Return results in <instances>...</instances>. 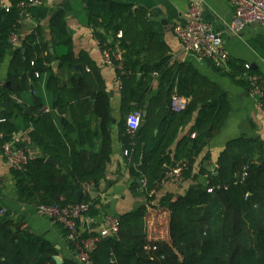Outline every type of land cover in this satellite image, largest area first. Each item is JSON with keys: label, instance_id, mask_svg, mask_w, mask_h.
<instances>
[{"label": "trees", "instance_id": "trees-1", "mask_svg": "<svg viewBox=\"0 0 264 264\" xmlns=\"http://www.w3.org/2000/svg\"><path fill=\"white\" fill-rule=\"evenodd\" d=\"M9 1V7L0 6V63L13 49L8 77L12 88L5 83L0 88V103L8 109L0 115L4 120L0 131L6 140L15 139L12 135L17 128L10 118L20 106L13 95H21L31 82L43 77L51 108L44 112L45 97L35 94L32 103L37 115L31 117L30 137L43 155L30 158L22 169L12 168L16 186L24 201L73 205L78 203L77 192L84 182H92L95 188L105 179L112 154L110 95L94 61L85 52L76 55L65 11L51 18L50 38L39 26L14 47L11 36L18 31L22 17L19 4L31 0ZM82 1L102 48L113 52L116 65L120 59L124 62V68H118L123 113L147 111L142 116L144 125L134 134L124 118L119 128L129 152L131 175L147 181L146 202L119 217V237L105 238L99 244L93 253L94 264H264V159L254 161L253 140L229 141L216 171L201 168L207 174L206 185H193L185 194L159 193L168 173L165 170L178 162H189L183 170L184 180L193 177L196 157L217 136L232 111L227 92L192 64L172 63L165 39L135 4ZM61 47L65 48L62 53ZM55 60L60 61L59 70L54 69ZM229 64L233 71L223 73L235 79L248 71L244 63L230 60ZM63 67L72 72L66 82L60 73ZM250 72L255 73L252 68ZM242 81L249 89V82ZM155 83L158 93L152 94ZM174 91L189 99L183 111L170 107ZM195 113L189 133L178 139ZM91 115L100 119L96 132L90 126ZM74 132L79 142L72 140ZM97 135L102 142L95 151L92 140ZM86 142L88 147L83 146ZM48 156L58 166L48 164ZM205 159H210L209 154ZM81 201L91 204L90 216L98 215L90 195L84 194ZM151 211L154 214L148 220ZM57 254L48 241L28 229H13L11 222L0 218V264H58ZM61 264L78 263L64 259Z\"/></svg>", "mask_w": 264, "mask_h": 264}, {"label": "crops", "instance_id": "crops-1", "mask_svg": "<svg viewBox=\"0 0 264 264\" xmlns=\"http://www.w3.org/2000/svg\"><path fill=\"white\" fill-rule=\"evenodd\" d=\"M116 1L138 6L148 16L155 30L168 44L172 63L192 64L201 74L219 84L227 92L232 105V111L226 124L210 144L196 157L193 177L185 179L181 184L163 180L159 193L172 192L185 194L193 185H206L208 182L207 174H202L201 168L204 166L214 171L215 166L218 165L217 160L219 156L225 150L228 142L233 139L243 137L246 140H253L251 154L254 161L260 162L264 159V106L250 93V87L248 89L244 85L245 83L242 80L244 82L247 80L245 73L244 75H238L236 79L228 73H223L225 71H233V67L229 64L231 60L250 64L255 71L253 74L264 78V27L259 24H251L242 31L234 32L230 27L234 16V6L230 0ZM192 3L199 5L201 20L207 23L213 32L221 35L223 45L229 52V60L226 63V67L218 66L208 60L199 61L193 55L187 54L179 38L175 35L174 26L178 23H186L190 19L189 10ZM0 6L9 7L10 1L0 0ZM59 11L66 12V21L76 55L79 56L81 52H85L94 61L104 78L111 101V161L107 166L106 176L101 185L99 187L95 186L96 189L88 193L91 197V202L95 204L99 212L96 216H90L87 213L78 219L81 233L89 235L98 229L107 215L120 217L126 212L136 210L146 202L145 195L143 194V180L140 179L142 184L138 183V179L130 173V157L126 154V148L120 137L119 129L123 118L126 120L128 126V115L135 110L129 113H123L122 111V87L121 80L118 77V67L116 64L113 65L106 62L105 49L102 48L94 35L93 29L89 25V15L82 0H39V3L27 9L20 19L18 33L21 39L32 33L39 26L44 28L47 32V37L50 38V21L53 15ZM108 39L112 40V35H108ZM21 43L22 41L19 44L15 43L14 47L21 45ZM53 49L54 51L52 52L51 50V52L55 53V48ZM64 51L65 48L61 47L60 53ZM12 54L13 49L6 53L3 61L0 63V81L5 84L10 82L8 77ZM56 61L59 60H55L53 66ZM59 67L60 63L54 69L59 70ZM77 71L79 72L81 69H77ZM60 73L64 82L68 81L72 74L68 67H63ZM8 88L11 89L12 86H8ZM157 93L158 83H155L152 94ZM174 93L179 92L174 91L171 96ZM35 94L45 97L46 105L44 108H49L48 112H50V101L46 93L45 77H43L42 80L31 82L30 88L22 92L21 95H13V99L20 107L13 109L10 118V121L17 128V132L12 136L19 140V146L25 148L31 158L43 155L42 148L30 137L33 130L31 117L37 115V110L33 108L32 103ZM27 109H31L32 113H26ZM7 110L0 103V115ZM196 116L197 113L194 114L190 124L180 132L178 139L189 133ZM90 119L92 131H98L100 119L96 115H91ZM2 121L4 120H0V123ZM71 138L73 141H80L76 132L71 134ZM5 140L4 133L0 131V218H5L11 222L13 229L17 227L25 230L28 229L35 236L51 243L58 250L57 256L62 260H75L74 247L65 239L62 226L53 222L50 218L40 215L37 212L38 204L35 202L21 199L16 186V180L12 173L13 167L9 165L4 155L3 143ZM92 141L95 144V151H98L102 142L101 138L97 135ZM177 141H175L173 147ZM83 146L88 147V142L84 143ZM79 148L83 147L79 146ZM207 154H209L210 159L206 160L205 156ZM84 194L87 193L83 190Z\"/></svg>", "mask_w": 264, "mask_h": 264}, {"label": "built area", "instance_id": "built-area-1", "mask_svg": "<svg viewBox=\"0 0 264 264\" xmlns=\"http://www.w3.org/2000/svg\"><path fill=\"white\" fill-rule=\"evenodd\" d=\"M234 6V16L231 22V29L234 32L242 31L251 24H259L264 27V0H230ZM39 0H31L30 2H21V16L27 9ZM190 19L186 23H178L174 26L175 35L179 38L184 51L187 54L193 55L199 61H212L216 65L226 67L229 60V52L223 45V40L220 34L211 30L210 26L201 20V9L198 4L192 3L190 10ZM122 32H119V37ZM11 41L15 44L20 41V35L14 32L11 36ZM105 59L109 64L115 65L113 60V52L109 49L105 50ZM118 59L120 56L116 55ZM117 67L122 70L124 62L120 59ZM245 67L248 71L245 72L246 78L250 84V93L255 96L260 104L264 106V78L260 75L250 72L251 65L246 63ZM38 75V73H37ZM4 85L0 81V88ZM189 103V99L179 93H174L171 96L170 107L173 111H183ZM44 112H48L49 108H43ZM128 129L131 133H135L142 123V111L135 110L127 118ZM195 134L193 135V137ZM4 155L9 165L15 169H22L30 160V155L27 150L19 146L17 138L13 140H5L3 143ZM128 150L126 154L128 155ZM189 162L184 160L178 162L174 167H171L164 181H170L175 184H181L184 181L183 170L187 168ZM219 166L216 165L214 171ZM147 184L143 180V186ZM82 188L85 193H90L95 190L92 182H84ZM213 191V188H209ZM155 190L152 191V194ZM90 203L80 202L73 205L61 206L58 204H40L37 206V212L40 215L50 218L53 222L58 223L64 230L65 239L74 247V257L78 264H94L93 253L98 248L99 244L109 237H119L120 221L115 215H107L98 229L89 234L83 235L79 230L78 219L87 214L90 209Z\"/></svg>", "mask_w": 264, "mask_h": 264}, {"label": "water", "instance_id": "water-1", "mask_svg": "<svg viewBox=\"0 0 264 264\" xmlns=\"http://www.w3.org/2000/svg\"><path fill=\"white\" fill-rule=\"evenodd\" d=\"M51 50H52V52L54 51L53 48H52ZM59 63H60L59 61H56V62L54 63V67L59 66ZM77 69L80 70V69H81V66H80V65H77ZM7 85L10 87V86H11V85H10V82H8ZM25 112H26V113H30V114L32 113L31 109H27ZM146 114H147V111L144 110V111H143V115L145 116ZM143 125H144V122L141 123V126H143ZM46 162H47L48 164H50V165L57 166V162H56L55 159H54L53 157H51V156H49V157L46 159ZM169 170H170V168H167V169L165 170V172L167 173V172H169ZM138 183L142 184V181H141L140 179H138ZM142 190H143V188H142ZM82 196H83V189H80V190H78V192H77V202H78V203L81 202V200H82ZM54 259H55V261H56L58 264H61V263L63 262V260H62L59 256H57V255L54 256Z\"/></svg>", "mask_w": 264, "mask_h": 264}, {"label": "rangeland", "instance_id": "rangeland-1", "mask_svg": "<svg viewBox=\"0 0 264 264\" xmlns=\"http://www.w3.org/2000/svg\"><path fill=\"white\" fill-rule=\"evenodd\" d=\"M16 33H18V31H16ZM18 34H19V33H18ZM21 41H22V39H21V36H20V41H19L17 44H19ZM13 44H14V43H13ZM14 45H15V44H14ZM153 214H154V211H153V212L151 211L148 220H150V219L153 217V216H152Z\"/></svg>", "mask_w": 264, "mask_h": 264}]
</instances>
